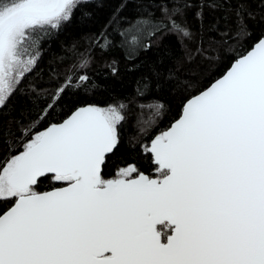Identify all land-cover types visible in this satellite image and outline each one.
Returning <instances> with one entry per match:
<instances>
[{"label": "snow or ice", "instance_id": "obj_1", "mask_svg": "<svg viewBox=\"0 0 264 264\" xmlns=\"http://www.w3.org/2000/svg\"><path fill=\"white\" fill-rule=\"evenodd\" d=\"M87 4L0 0V111L35 70L41 41ZM188 6L164 0L159 18L150 13L120 32L127 58L148 51L158 35L189 40L186 22L178 19ZM93 43L113 42L101 33ZM76 55L78 64L19 130L23 150L0 166V202L12 205L0 214V264H264V39L152 140L146 151L157 178L135 166L115 179L103 177L126 119L124 104L81 107L43 131L33 127L55 112L66 92L90 84L72 73L91 54ZM150 88L143 80L138 95ZM42 180L65 186L40 193ZM158 224L165 225L166 240Z\"/></svg>", "mask_w": 264, "mask_h": 264}, {"label": "trees", "instance_id": "obj_2", "mask_svg": "<svg viewBox=\"0 0 264 264\" xmlns=\"http://www.w3.org/2000/svg\"><path fill=\"white\" fill-rule=\"evenodd\" d=\"M163 2L88 0L70 23L41 41L35 70L0 111V166L23 150L19 130L35 120L46 93L78 64L76 51H89L88 65L77 68L72 75H85L90 84L66 92L55 112L39 127H33L43 131L80 106L105 108L124 104L126 119L118 125V146L107 156L103 177L112 178L118 168L128 165L153 177L156 166L144 145L178 118L186 100L207 88L264 37V0H216L214 6H210L211 0H186L190 6L178 19L186 22L191 33L189 40L175 34L158 35L148 51L138 52L135 59L127 58L119 33L150 13L159 18ZM101 33L109 37L112 46L101 48L93 43ZM160 57H164L162 64L158 62ZM145 79L151 88L141 96L138 88ZM152 103L162 106L159 112L147 106ZM60 186L63 185L42 180L37 190L44 192ZM10 206L11 203L0 202V214Z\"/></svg>", "mask_w": 264, "mask_h": 264}, {"label": "water", "instance_id": "obj_3", "mask_svg": "<svg viewBox=\"0 0 264 264\" xmlns=\"http://www.w3.org/2000/svg\"><path fill=\"white\" fill-rule=\"evenodd\" d=\"M261 39H264V37H262ZM261 39H259L245 54H243L242 56H244V55H246L249 51H251L252 49H253V47L261 40ZM241 57V56H240ZM240 57H238L237 59H239ZM237 59H235L232 63H231V65L229 66V68L219 77V78H217L216 80H214L211 84H213V83H215L218 79H220V78H222L229 70H230V68H231V66H232V64L237 60ZM211 84L209 85V86H211ZM208 86V87H209ZM207 87V88H208ZM206 89V88H205ZM204 89V90H205ZM204 90H202V91H204ZM202 91H200L199 93H197L196 95H199ZM196 95H194V96H196ZM194 96H192V97H194ZM192 97H190L188 100H190ZM188 100H186L185 102H184V104L182 105V107H181V111H180V114H179V116H178V118L176 119V120H178L179 118H180V115L182 114V110H183V107H184V105L186 104V102L188 101ZM86 106H92V105H84V106H80V107H78V108H81V107H86ZM78 108H76L75 110H77ZM75 110H73V111H75ZM72 111V112H73ZM71 112V113H72ZM70 113V114H71ZM69 114V115H70ZM67 118V117H66ZM65 118V119H66ZM176 120H174L171 124H170V126L166 129V130H164V131H167L171 126H172V124L176 121ZM163 131V132H164ZM152 142V141H151ZM151 142L148 144V147H150V145H151ZM149 153V152H148ZM111 153H109L108 155H110ZM150 155H151V153H149ZM107 155V156H108ZM153 163V162H152ZM154 165V164H153ZM103 168V167H102ZM142 174H144V173H142ZM144 175H146V174H144ZM148 176V175H147ZM150 178H153V177H150ZM111 179H115L114 177H112V178H109V179H106V180H111ZM63 186H65V185H63ZM63 186H60V187H63ZM57 188H59V187H56V188H53V189H50V190H47V191H44V192H40V193H46V192H51V191H54V190H56ZM12 206V205H11ZM10 206V207H11ZM9 207V208H10ZM9 208L7 209V210H5L4 212H6V211H8L9 210ZM3 212V213H4ZM159 225H161V224H158L157 226H159ZM165 240H166V238H165Z\"/></svg>", "mask_w": 264, "mask_h": 264}, {"label": "rangeland", "instance_id": "obj_4", "mask_svg": "<svg viewBox=\"0 0 264 264\" xmlns=\"http://www.w3.org/2000/svg\"><path fill=\"white\" fill-rule=\"evenodd\" d=\"M113 105H117V104H113ZM111 106V105H110ZM109 107V106H108ZM108 107H105V108H108ZM148 147V145H144V149H146ZM129 166H134V165H128V166H125V167H120V168H118L117 170H116V173H115V176H114V178H117V174L120 172V171H122V170H124V169H126V168H128ZM136 167V166H135ZM133 175H135V174H133ZM150 177V176H149ZM153 178H157V172H156V170H155V174L153 175ZM49 182H51V183H57V182H55V181H53V180H49Z\"/></svg>", "mask_w": 264, "mask_h": 264}, {"label": "flooded vegetation", "instance_id": "obj_5", "mask_svg": "<svg viewBox=\"0 0 264 264\" xmlns=\"http://www.w3.org/2000/svg\"><path fill=\"white\" fill-rule=\"evenodd\" d=\"M157 229L164 233V236L162 238L165 239L167 235V229L165 228V225L161 224L157 226Z\"/></svg>", "mask_w": 264, "mask_h": 264}]
</instances>
